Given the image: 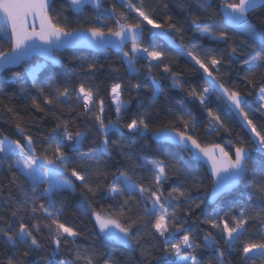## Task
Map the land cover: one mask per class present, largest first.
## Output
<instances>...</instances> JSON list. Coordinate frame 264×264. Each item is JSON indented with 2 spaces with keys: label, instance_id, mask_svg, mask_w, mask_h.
Returning a JSON list of instances; mask_svg holds the SVG:
<instances>
[{
  "label": "trees",
  "instance_id": "trees-1",
  "mask_svg": "<svg viewBox=\"0 0 264 264\" xmlns=\"http://www.w3.org/2000/svg\"><path fill=\"white\" fill-rule=\"evenodd\" d=\"M131 2L139 7L141 0H131ZM218 3L219 0H213L209 10V14L216 16L217 19L215 21L201 20L198 22V27L186 11L188 9L198 12L196 0H144L145 10L158 23H161L165 30L169 31L176 45L183 46L186 52H193L205 60L218 85L223 84L230 91H237L245 97L244 111L256 124L257 130L264 134V117L261 116V112L257 111L260 108L259 91L264 87V69L256 67L259 57L264 56V48L259 44L250 47L242 36L233 37L225 42L199 35L200 27H212L213 30L221 28L218 19L220 10ZM113 7L116 8L115 13L111 12ZM121 12L129 16V19L122 23L137 22L136 13L127 8L125 0H104L100 10L94 11L87 8L83 14L78 16L72 13L65 0H55L50 15L53 23L64 27L66 31L100 27L107 33L108 28L118 29L116 19ZM168 16L172 17L171 22L176 23L177 27H182V32L167 29ZM257 17L264 18V9H258L254 14H250L249 19L259 25ZM150 28V25L144 26L142 47H147L150 51L153 49L163 51L165 53L162 58L163 62L150 61L145 54L139 53L135 73L129 72L128 57H125L124 53L96 54L81 50H67L56 54L61 60L60 67L55 68L46 62L34 59L30 64L7 70L0 75V138L6 136L10 140H20L24 144L23 137L31 136L37 155L52 159L54 158V146L63 139L64 126L67 122L68 131L73 135L77 131L87 133V139L84 140L80 150H69L65 146L64 151L72 162L69 167L77 166L83 161L84 170L94 172L98 167L100 171L106 173L105 176H91L90 183L93 188L99 184L94 195L83 188L79 181H75L70 171L62 174L61 178L69 183H75L76 188L75 191L56 192L53 196L56 204L52 211L62 209L59 222L74 227L81 235L76 238L75 244H61L60 250L53 257L55 264H70V262L71 264H84L83 259L76 260L74 249H79L81 256L91 258L93 264H105V261L109 264H166L167 258L163 253L164 238L156 236L154 229L150 227L154 221L144 217V203L139 205L136 203L141 200V197L136 194L130 199L127 193L113 195L109 191L113 187H122V184L116 180L121 173H127L137 185L155 190L153 169L158 161H164L165 173L168 176L167 182H162L161 191L164 197H168L172 187H178L184 190L186 195L198 198L197 203L202 201L200 208L193 207L189 215L186 210L190 206L184 197L173 200L174 205H179L177 215L181 218L180 222H184V228L191 232L201 245L194 252L192 249H186L185 252L197 255L201 264H215V251L203 247L204 236L211 232L217 239H220L218 231L212 229L211 225L202 223L203 220L217 219L219 222L228 219L231 221L233 216L239 215L241 206L248 210L264 208V200L258 196L254 195L251 200L248 199L252 189L246 183H241L235 192L223 196L217 203L210 204L208 193L213 181L206 168L193 161L189 153L178 147L155 143L151 140L150 135L160 129L187 131V134L202 146L222 145L232 156H234L236 147L243 146L249 149L251 157L248 162L249 171L246 173V179H251L254 174L259 175L260 171L264 170V152L253 138L243 115L237 113L234 107H230V102L225 103V98H218L223 90L213 89L207 94L208 108L201 105L198 97L205 87L211 88L209 81L212 78L199 69L190 57L180 55L175 48L170 47L167 41L153 37L149 32ZM152 31L158 30L153 29ZM193 33L197 34L194 36ZM10 47V40L0 33V50L8 51ZM233 48L237 49V54L229 55ZM130 49L131 46L125 52H130ZM213 56L221 61L216 66L218 71L208 64V59ZM243 61L247 62L243 63ZM38 62H43V66L34 75L35 80L33 81V76L30 77L25 72V68ZM260 62L264 63V61ZM149 63L152 64L151 68L148 66ZM157 64L159 67L156 66ZM89 65L95 67L89 69ZM165 66H168L171 72H165ZM250 69L255 72V75L250 77L251 83L245 79ZM172 72L176 73L175 77L172 76ZM174 79L177 81L176 85L173 84ZM154 80L160 90L153 102L152 84ZM21 81L25 87L23 92L20 90ZM115 83L121 84L120 99L128 104V108L121 114L120 123L124 125L121 132L109 135V145L106 151L102 143L103 137L97 131L98 124L95 116L101 115L99 101L102 99L104 123L116 121L111 94V88ZM137 83L147 85V87L142 86L139 89L132 87ZM81 84L93 91L96 100V106L88 114L85 113L82 104L78 106L76 103V95ZM65 89H68L71 99L65 100L64 97H60L57 100L56 97ZM193 89L197 93L196 97L190 95ZM33 100L43 111L33 106ZM46 100H52V103L47 104ZM144 108L148 109L150 131L144 136L129 132L126 124L132 119L143 116ZM209 108L219 110L225 119L224 125L218 121L212 123L215 118L209 113ZM261 111L264 110L261 109ZM181 116L183 120L180 119ZM192 116L195 117V121L190 119ZM184 120L189 121L187 130L184 127ZM17 125L23 129V133L18 130ZM57 125L60 127L57 128ZM112 141L116 143L113 144ZM68 143L64 141L65 145ZM226 143H229V146H226ZM49 145H52V148H49ZM14 161L13 156L7 160H0V217H3L0 220V227L7 228V225L11 223L12 230L18 231L20 221L12 217V212L18 206V201L24 198L19 185L28 189V184L18 172L15 177L16 183H13L12 172L15 169H10L9 165ZM88 164H91L90 169L87 168ZM186 165L195 170V182L192 177L185 176L183 172L178 171ZM44 188H47V185L41 183L36 194L42 193ZM28 191L31 195L30 189ZM177 195L178 193H173V196ZM126 201L127 204H125ZM40 203L47 206V201L41 199L37 201V208ZM146 206L151 207V203L148 202ZM26 207L30 209V204ZM121 208H124L123 214L120 212ZM94 212L106 214L119 220L125 226L132 221H137L132 231L140 240V244L124 245L106 239L95 221ZM21 214L29 227L33 222L41 223V234L37 238L42 247L35 251L24 247L17 248L5 243L3 237H0V264H7L9 257L18 260L20 264H44L45 258L51 257L55 249L49 236V229L43 226L44 223L50 224L51 221H43L39 212L35 220L30 218V211ZM141 217H143L142 221ZM246 227V234L240 242H237L238 249H242V242L249 239L258 240L260 233L264 232V222L250 221ZM176 242L177 238L170 237L167 246L170 248L171 244ZM141 247L145 249L144 255L141 254ZM218 247H223V245H218ZM25 252H28L27 256L24 255ZM155 257L161 259L158 260ZM226 259H228L227 256ZM230 264H239L235 252L231 254ZM256 264H261L258 256Z\"/></svg>",
  "mask_w": 264,
  "mask_h": 264
},
{
  "label": "snow or ice",
  "instance_id": "snow-or-ice-1",
  "mask_svg": "<svg viewBox=\"0 0 264 264\" xmlns=\"http://www.w3.org/2000/svg\"><path fill=\"white\" fill-rule=\"evenodd\" d=\"M69 6L76 12H80L87 4L93 5L99 9L101 7L100 0H68ZM127 8L136 13L137 22L134 24L122 23L127 21L129 16L125 12L118 14L116 24L118 25L117 30L108 28L107 33L100 27H91L86 31L90 33V42L99 43L103 41L105 36H113L117 39L112 42L116 47L123 49L127 43H131L130 52H124V56L128 57L127 64L130 73L136 72V59L137 54H145L150 61L163 62L162 58L165 53L158 49L149 50L147 47H142L141 41L143 38L144 26L150 25L149 32L153 37H158L164 41H167L170 47L175 48L180 55H186L195 62V65L199 66L212 79L209 81L211 88L205 87L203 92L199 95L198 99L201 105L208 108V96L213 89H222V94L218 97L223 99L227 97L225 103L230 102V107H234L244 117L248 126L251 129L256 142L261 150H264V134L257 130L256 124L252 119L249 118V114L244 111L241 107L243 98L237 91H230L225 88L223 84H217L216 78L213 76V72L209 71V67L198 55L193 52H186L181 45H176L173 37L170 35L168 30H165L161 23H158L155 18L149 15L145 10L144 0H141L140 6L133 4L131 0H125ZM198 5V12H192L188 9L189 16L192 17L193 22L197 23L201 20L215 21L216 16L210 15L209 10L212 7L213 0H196ZM55 0H0V19L4 21V26L0 27V33L4 34V38L10 40V49L8 51L0 50V70L9 67L10 65L22 63L25 58L31 54L32 51L36 50L38 46L35 45V41L39 40L45 45H51L54 42H62V38L71 37L76 30L66 31L64 27L53 23V18L49 14L53 8ZM167 7V5H165ZM183 7V5H182ZM190 7V6H189ZM219 13L218 19L221 24L219 30H213L212 27H200L199 35L208 36L217 41H225L232 39L236 36H242L246 39L248 45L255 46L256 44L261 45L264 48V18L257 17L259 25L249 19L250 14H254L258 9H264V0H219L218 3ZM111 12L115 13L116 8L113 7ZM29 17L39 20V28L35 23H29ZM167 29H175L177 32H182V27H177L176 23L171 22L172 17L168 16ZM153 29L158 31L153 32ZM10 34V35H9ZM197 33H193L195 36ZM237 49L233 48L229 55H236ZM242 55V53H240ZM264 56L259 57V61L256 65L257 69H264ZM215 56L208 59V64L216 69V66L220 64ZM247 61H243L246 63ZM149 68L152 64L149 63ZM159 67V64L156 65ZM94 65H89V69H93ZM218 71V69H216ZM29 69H25L28 72ZM165 72H171L168 66L164 67ZM255 72L250 69L249 73L245 76V79L251 83V76H254ZM172 76L175 77L176 73L172 72ZM35 76L33 74V81ZM177 81L174 79L173 84L176 85ZM147 87V85H141L137 83L132 87L139 89L141 87ZM20 90L25 91L24 83L21 81ZM159 85L156 84L155 80L152 84L153 102L154 98L159 93ZM41 91H43L41 89ZM122 93V86L120 83H115L111 88V94L113 101L115 102V113L116 121H109L106 125L103 119V100L99 101L101 115H96L98 127L97 131L103 136V146L107 151L109 145V133L118 132L124 126L120 123L121 114L127 111L128 104L120 100ZM193 97L197 96L195 89L190 92ZM60 97H64L65 100L71 99L69 96L68 89L60 92L56 97L59 100ZM259 100L264 101V87L259 91ZM47 104H51L52 100H46ZM77 105H81L85 110V113H91L93 108L96 106V100L94 98L93 91L90 88H85L83 84L76 95ZM33 106L39 110V105L33 100ZM264 103L257 109L261 112V116L264 117ZM211 114V109L209 108ZM181 120L184 118L181 116ZM195 121V117L190 118ZM219 120V117H215L212 123L214 124ZM60 125H57L59 128ZM126 127L131 133H139L144 136L150 131V121L148 117V109L144 108V115L138 119H132L130 123L126 124ZM184 127L187 130L189 128V121L184 120ZM194 127V124H193ZM18 130L23 133V129L17 125ZM154 136L163 139L169 143H180L186 150L192 153L194 159H199L202 153L204 157H207L211 163L212 175L216 178L213 181L212 192L208 193L210 198H215L218 194L224 193L229 189L234 188L236 185L246 183L252 189L248 195V199L251 200L253 196H258L264 200V170H261L259 175L254 174L251 179H246V173L249 171V154L248 149L245 147H236L234 157L229 155L220 145H213L211 148L201 147L196 139H193L191 135L187 134V131L175 132L172 134L171 130L164 128L153 133ZM23 139L26 143L22 144L20 140H10L8 137L0 138V160H7L11 156H15L14 163L9 165L10 169H15L12 172L13 183H16L15 177L17 172L25 178L28 184V189L31 191L29 195L28 189H25L23 185H19L21 192L23 193V200L18 201V206L12 212V217L18 219L19 228L18 231H13V225L9 223L7 228L0 227V237H3L5 243L11 244L13 247H24L29 250H39L42 247L40 240L37 238L41 234V223L33 222L31 227L24 222V216L21 213H31V219L35 220L37 212L40 213L43 221H51V223H44L43 226L49 229V236L51 242L55 245V249L51 254V257L45 258L44 264H55L53 257L60 250L61 244H75L76 238L81 235L74 227L66 225L65 223L59 222V216L62 214V209L55 208L56 201L53 196L56 192L61 190L75 191V183H69L67 180L61 179L62 174L65 171H70L71 176L75 178V181H79L81 186L89 193L93 195L99 188L97 184L96 188H93L90 183L92 175L105 176L106 173L100 171L97 167L96 170L87 171L83 161L79 162L77 166L69 167L72 163L64 151L65 146L69 150L78 148L83 144L87 136L84 132L77 131L75 135L68 131L67 122H65L63 139L56 143L54 146V152L52 159L47 156L36 155V149L33 147V138L31 136H24ZM64 141H68L67 145ZM191 142V148L188 146V142ZM113 144L116 141H112ZM52 148V145H49ZM193 149L198 150L197 152L192 151ZM219 150V155H217ZM110 154V153H109ZM147 159V157H145ZM164 161H158L153 171L155 172L154 181L156 185L155 190L151 188H145L137 185L127 173H121L116 180L122 184L121 188H110L109 191L113 195H124L128 194L131 199L134 195L138 194L141 200L136 201L139 205L144 203L143 215L154 221L150 225L154 229L156 236L163 239V253L164 257L167 258L166 264H201L197 255L186 253V249H195L201 247L196 241L194 235L184 228V222H180L181 218L177 215V208L179 205H174L173 200H179L180 197H184V200L190 206L186 211L190 215L192 208H200L201 203H197L198 198H193L190 195H186L184 190L178 187H172L168 197H164L161 189L163 188L162 182H167L168 176L165 173ZM87 168H91V164L87 165ZM46 169V171H42ZM183 172L185 176L192 177L194 182L196 181L195 170L189 168L187 165L183 169H178ZM41 182L48 184L47 188H44L43 192L39 195L36 194L37 188ZM194 186L196 184L194 183ZM173 193H178L177 196H173ZM44 199L47 201V206L44 203L39 204V208L36 207L37 201ZM151 203V207H147V203ZM30 204V209L26 206ZM127 204V201L125 202ZM121 214L124 212V208L120 209ZM95 221L100 229V232L104 234L105 238L112 241H117L121 244H140V240L135 236L132 229L137 221L128 223L127 226L122 224L119 220L113 219L107 215H101L99 212L93 213ZM3 217H0L2 220ZM143 217H141V221ZM250 221L264 222V208L256 210L255 208L248 210L243 206L240 207L239 215L233 216L231 221L223 219L217 221V219H205L202 223L211 225L212 229H216L220 235V239H217L211 232L204 236L203 247L215 251V264H230L231 254L235 252L238 257L239 264H256L257 256L260 259L261 264H264V232L260 233V238L249 239L246 242H242V249L237 248V242L241 241V238L247 232V225ZM171 226V227H170ZM179 234V235H178ZM177 238L176 243H172L170 248L169 238ZM223 247H218V245ZM76 260H84V264H93L91 258L83 257L80 254L79 249H74ZM141 254H145V249L141 247ZM25 256L28 252L24 253ZM226 256L228 259H226ZM161 259L160 257H155ZM7 264H20L18 260L9 257ZM71 264V262H70ZM105 264H109L105 261Z\"/></svg>",
  "mask_w": 264,
  "mask_h": 264
},
{
  "label": "water",
  "instance_id": "water-1",
  "mask_svg": "<svg viewBox=\"0 0 264 264\" xmlns=\"http://www.w3.org/2000/svg\"><path fill=\"white\" fill-rule=\"evenodd\" d=\"M65 1L68 3V0H65ZM103 3H104V0H100L101 7L99 9L95 8L91 4H87L83 8V10L80 12L74 11L71 7H70V9L74 15L78 16V15L83 14L87 8L94 10V11L100 10L103 7ZM68 5H69V3H68ZM29 23L30 24L35 23L37 30H38V28H39V20L38 19H33L32 17H29ZM0 25L4 26V21L2 19H0ZM86 30L87 29H82V28L76 29V31L73 33V35L71 37H64V38H62V42H59V43L54 42L51 45H45V44H43V42L36 40L34 42L35 45L38 46L36 50L32 51L31 54H29L22 63L10 65L9 67L4 68L3 70H0V75L3 74L7 70L17 69V68H20L21 66H23L24 64H29L34 59H39V60L46 62L47 64H49L55 68L60 67L61 66V60L56 54L57 53H63L64 51H67V50H81V51H87V52H92V53H96V54L105 53V52H115L118 54H123L125 52V50L131 46V43L129 42L125 46H123V49H121L120 47H116L112 44V42L115 41L117 38L113 37V36H107V35L105 36L103 41H101L99 43H91L90 42V33H87ZM143 40H144V28H143V38H142L141 43L143 42ZM242 98H243V103H242L241 107L243 108V105L245 104L246 99H245V97H242ZM234 110L237 113H240L235 108H234ZM169 130H171L173 135H175V132H177L176 130H172V129H169ZM119 132H121V130L118 131V133ZM111 133H114V132H110L109 135ZM85 134L87 136L86 132H85ZM150 138L155 143H164V144L172 145V146L178 147L179 149L189 153L191 155L193 161L203 165L206 168L208 175L212 178V181H214L216 179L212 175L211 163L208 161L207 157L203 156L202 153L200 154V158L197 160V159H194L192 153L189 152L188 150H186L184 148V146L180 143H169L163 139H160V138L154 136L153 133L150 135ZM24 143H26L25 140H24ZM82 145L83 144H81L78 148H75L72 150H80L82 148ZM188 146H189V148H191V142L190 141L188 142ZM212 146H206V147L211 148ZM220 146L223 147L224 150L226 151L225 146H222V145H220ZM226 146H229V143H226ZM33 147H34V144H33ZM201 147H204V146L201 145ZM192 151L197 152L198 150L193 149ZM35 154L37 155V152ZM248 154H249V159H250L251 151L249 149H248ZM217 155H219V150H217ZM240 185L241 184H238L234 188L229 189L228 191H226L224 193L218 194L214 199L210 198L208 196V202L210 204L217 203L223 196L235 192L240 187ZM212 188H213V184H212ZM212 188H211L209 193L212 192Z\"/></svg>",
  "mask_w": 264,
  "mask_h": 264
},
{
  "label": "rangeland",
  "instance_id": "rangeland-1",
  "mask_svg": "<svg viewBox=\"0 0 264 264\" xmlns=\"http://www.w3.org/2000/svg\"><path fill=\"white\" fill-rule=\"evenodd\" d=\"M3 27V26H2ZM3 34V33H2ZM4 35V34H3ZM10 35V34H9ZM30 64V63H29ZM43 66V62H38L37 64H35V65H29V66H27L26 68L27 69H29V71L28 72H26V73H28V75L30 76V77H32L33 76V74L35 75L38 71H39V69L41 68ZM25 68V69H26ZM225 99H227V97H224ZM121 100V99H120ZM122 101V100H121ZM113 103H114V107H116V105H115V102L113 101ZM258 103H259V105H261L262 103H264V101H260L259 100V97H258ZM264 110V109H263ZM211 115L215 118V117H219V120H218V122L221 124V125H224L225 124V119H224V117L221 115V113L219 112V110L217 109V108H213L212 110H211ZM250 129V128H249ZM250 131H251V129H250ZM252 133V132H251ZM146 135V134H145ZM252 136H253V138L256 140V138L254 137V135H253V133H252ZM263 152H264V150H262ZM13 157H15V156H13ZM15 159H16V157H15ZM42 171H46V169H42ZM62 179V178H61ZM41 183H45L46 185H47V187H48V184L46 183V182H41ZM101 215H106V214H101ZM95 218V217H94ZM115 242H117V241H115ZM119 243V242H118ZM124 245H129V244H124Z\"/></svg>",
  "mask_w": 264,
  "mask_h": 264
}]
</instances>
